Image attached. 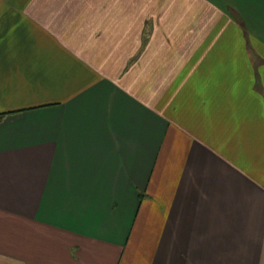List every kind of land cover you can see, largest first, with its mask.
I'll use <instances>...</instances> for the list:
<instances>
[{
	"label": "crops",
	"instance_id": "0c3cea01",
	"mask_svg": "<svg viewBox=\"0 0 264 264\" xmlns=\"http://www.w3.org/2000/svg\"><path fill=\"white\" fill-rule=\"evenodd\" d=\"M0 264H264V0H0Z\"/></svg>",
	"mask_w": 264,
	"mask_h": 264
},
{
	"label": "rangeland",
	"instance_id": "374dc122",
	"mask_svg": "<svg viewBox=\"0 0 264 264\" xmlns=\"http://www.w3.org/2000/svg\"><path fill=\"white\" fill-rule=\"evenodd\" d=\"M235 1H236V3H237L238 0H235ZM236 6H237V8L233 6V14H237V15H238V4H237ZM236 12H237V13H236ZM234 16H235V15H234ZM233 20L235 21L234 18H233ZM235 49H236V46L233 45V46H232V50H235Z\"/></svg>",
	"mask_w": 264,
	"mask_h": 264
}]
</instances>
